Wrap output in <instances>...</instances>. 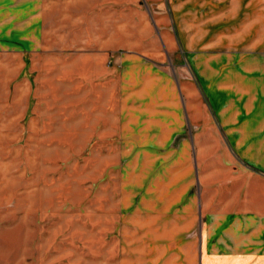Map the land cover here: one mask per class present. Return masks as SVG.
I'll return each mask as SVG.
<instances>
[{"label": "rangeland", "instance_id": "1", "mask_svg": "<svg viewBox=\"0 0 264 264\" xmlns=\"http://www.w3.org/2000/svg\"><path fill=\"white\" fill-rule=\"evenodd\" d=\"M27 1L0 58V264L209 263L264 177V0ZM97 35L143 57L113 109Z\"/></svg>", "mask_w": 264, "mask_h": 264}, {"label": "crops", "instance_id": "2", "mask_svg": "<svg viewBox=\"0 0 264 264\" xmlns=\"http://www.w3.org/2000/svg\"><path fill=\"white\" fill-rule=\"evenodd\" d=\"M27 2V0H0V58H10L11 16L12 14H20L21 12L25 14ZM80 15H78L77 19H79ZM87 25L89 27V31L90 28H92L93 31H102V25L99 18H96L93 22H86V24L84 23L80 27H83V30H86ZM115 28L116 27H114L113 29ZM100 36L101 35L92 36V39L98 41L96 46L99 52L102 49L103 51L93 55L83 54L82 58H85V63H92V60L90 58H95L93 60V64H95L97 60L99 63V67L100 64L102 65L106 60L110 59V61L108 62L109 66L107 68L106 66L103 67V69L100 71L104 73L101 76H96L91 79L97 80L99 78H103L104 80H108L111 88L108 93L110 99L108 107L110 109H113L116 108L117 103L115 87L118 80V75L120 80V70L122 72L133 71L130 60L122 58L143 57H139V55L137 54L116 56V51L105 49L106 42H104L102 36L101 38ZM116 37L114 39V41H116L115 46H119L121 45V42L118 39V36ZM111 38L112 37L109 36L107 40ZM164 38L165 41H168L170 35L166 33L164 35ZM149 56L148 58H150ZM156 58L162 57L158 55ZM111 62L118 64L110 66ZM156 64L157 63L152 62L144 66L143 71L147 72L144 75L149 74L148 78L150 79L156 78L158 84L160 85V91H170L171 84L168 80V77L165 73L157 69ZM89 68L93 70V67L91 68V65L89 66ZM182 89H184L185 91L186 87L183 86ZM169 93H171V91L168 92V94ZM173 95L174 92L171 94V96ZM159 97H161V93L159 94ZM112 98H114V100H112ZM157 111H161L163 114L164 112H166V110L163 108H157L156 112ZM246 179L248 181V186L245 189L247 195H245V197L241 200H238L232 206L227 205L226 209L223 211L226 218V225L225 229L223 227H221L220 229V238L221 240L223 238L226 239V245L218 247L217 241L219 240H217L216 247L211 248L210 261L207 264H264V177H256L250 174ZM249 193H251V197Z\"/></svg>", "mask_w": 264, "mask_h": 264}]
</instances>
